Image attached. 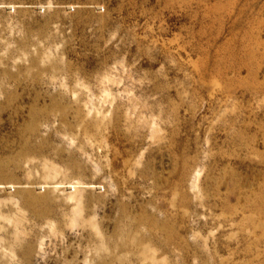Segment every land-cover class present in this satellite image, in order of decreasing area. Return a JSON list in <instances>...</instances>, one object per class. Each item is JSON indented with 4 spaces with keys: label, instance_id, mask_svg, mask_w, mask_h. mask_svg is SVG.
Returning a JSON list of instances; mask_svg holds the SVG:
<instances>
[{
    "label": "rangeland",
    "instance_id": "obj_1",
    "mask_svg": "<svg viewBox=\"0 0 264 264\" xmlns=\"http://www.w3.org/2000/svg\"><path fill=\"white\" fill-rule=\"evenodd\" d=\"M0 264H264V0H0Z\"/></svg>",
    "mask_w": 264,
    "mask_h": 264
}]
</instances>
